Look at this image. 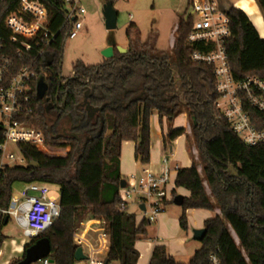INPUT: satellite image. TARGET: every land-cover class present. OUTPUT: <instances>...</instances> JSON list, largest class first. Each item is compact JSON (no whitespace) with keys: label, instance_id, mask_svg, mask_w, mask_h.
Returning <instances> with one entry per match:
<instances>
[{"label":"trees","instance_id":"trees-1","mask_svg":"<svg viewBox=\"0 0 264 264\" xmlns=\"http://www.w3.org/2000/svg\"><path fill=\"white\" fill-rule=\"evenodd\" d=\"M20 1L6 0L4 13L14 10ZM36 1L48 11V28L55 36L45 50L54 60L47 66L36 48L18 58L16 70L31 65L37 73L32 110L25 121L44 131L47 146H20L29 164L38 166L5 170L0 179V208L8 207L15 182L56 184L60 187V217L34 240H49L51 264L75 263L78 246L74 235L88 218L99 222L109 236V263L137 264L140 253L136 244L147 236L150 222L138 221L135 214L118 207L121 181L126 179L121 174L122 145L133 141L136 160L148 165L152 115L157 113L160 122L166 119L171 123L186 112L200 163L193 161L190 167L177 169L176 187L190 193L181 206L180 226L188 229V209L217 208L220 214L205 221L207 233L189 262H178L165 245L156 244L149 264H210L213 253L222 264H264V144L243 143L216 107L213 66L191 59V53L199 48L187 39L191 11L181 15L170 53L155 55L150 46L138 50L130 45L128 52L121 54L115 47L112 58L95 65L78 60L74 74L64 77L63 51L71 30L70 24L64 25L65 0ZM187 2L191 8L193 0ZM256 2L264 20V0ZM228 15L231 34L227 54L233 77L264 79V38L242 9L231 6ZM134 28L131 24L127 29L130 41ZM114 43L110 38L109 44ZM40 78L48 84L44 99L37 96ZM248 110L254 125L264 129V115L254 108ZM184 134V127L170 126L165 145ZM5 217L0 212V254L7 239Z\"/></svg>","mask_w":264,"mask_h":264},{"label":"built area","instance_id":"built-area-1","mask_svg":"<svg viewBox=\"0 0 264 264\" xmlns=\"http://www.w3.org/2000/svg\"><path fill=\"white\" fill-rule=\"evenodd\" d=\"M5 3L6 0H0V179L9 167L29 166L20 150L21 145L46 149L44 131L25 121L32 110V85L37 73L31 65L16 68L18 58L36 48H40V54L46 58L45 47L55 36L48 28V11L43 3L21 0L6 14ZM65 6L64 25L70 24L69 38H75L82 29V18L87 12L81 0H65ZM191 14L193 21L187 39L191 45L199 47L191 53V59L213 66L218 95L216 107L243 143L248 146L264 144V129L254 125L248 110L254 108L264 115V79L247 76L236 80L233 77L227 54L231 30L225 4L216 0H193ZM11 145L17 148L18 154L11 151ZM170 183L167 168L157 172L144 166L141 172H134L126 178V186L120 189L118 207L127 211L132 194L137 193L140 205L145 206L143 219L156 222L165 211L166 203L173 198ZM0 212L13 217L22 228V254L26 244L32 243L60 217V197L51 193L48 183H27L19 193L12 192L8 207L0 208ZM98 236L97 246L91 239L82 237L80 232L74 235L76 245L82 247L85 255L74 264H109V236L104 231ZM39 262L51 264L48 257ZM209 262L222 264L217 253L210 255Z\"/></svg>","mask_w":264,"mask_h":264},{"label":"rangeland","instance_id":"rangeland-1","mask_svg":"<svg viewBox=\"0 0 264 264\" xmlns=\"http://www.w3.org/2000/svg\"><path fill=\"white\" fill-rule=\"evenodd\" d=\"M216 1L221 4L224 3V0ZM225 1L230 6L235 2L240 4L239 0ZM106 2V0H81V5L86 9L87 13L82 18V29L79 31L77 37L66 40L62 61V75L64 77H69L74 74L73 66L78 60H82L87 65L102 63L105 59L103 50L109 46L108 42L110 38H113L114 42L125 48L132 45L135 49L145 50L143 45H148L147 49H149V46L153 48L155 55L162 52L169 53L171 51L174 26L179 22L181 15L186 10L187 13L191 11V8L188 7L187 0H113V7L118 12V20L115 29L107 30L103 16V7ZM257 16L261 17V14ZM131 24H134L135 28L130 41L127 36V29ZM258 28L260 34L264 37V27L260 25ZM50 118H53V114L50 115ZM188 128L191 130L189 125ZM187 145L190 154H193V152L195 154L192 156L196 157L198 155V163H200L194 141L192 139L188 140ZM10 149L18 154L17 148L14 145H11ZM169 165L174 167L175 162L170 160ZM26 185L27 183L23 181L15 182L13 192L19 193ZM49 187L51 193L56 198H59L60 187L56 184H49ZM139 204L140 199L138 194L133 193L127 212L142 216L143 211L140 209ZM181 210V207L174 203L166 206V210L163 213L172 221L169 226L170 229L183 230L178 225L177 220ZM156 227V223H150L149 233H154ZM189 231L191 234L193 228L190 227ZM3 232L7 239L1 249L0 264H9L22 257L21 252L18 253L14 249L18 245H21L24 240L23 230L16 220L11 217L8 224L4 227ZM102 232L103 230L99 222L88 218L85 220L80 234L82 237L86 236V239H91L98 246L99 236L97 233ZM92 233H96L97 235L92 236ZM33 264L41 263L36 262ZM109 264L118 263L111 262Z\"/></svg>","mask_w":264,"mask_h":264},{"label":"crops","instance_id":"crops-1","mask_svg":"<svg viewBox=\"0 0 264 264\" xmlns=\"http://www.w3.org/2000/svg\"><path fill=\"white\" fill-rule=\"evenodd\" d=\"M239 1L240 4L235 2L231 6H235L239 9H242L248 15V17L250 18V20L252 21V23L255 25L256 29L259 32L258 26L262 25L264 27V20H263L262 12L256 0H239ZM223 2L224 4H227L225 0ZM259 14H261V17L257 16ZM177 27H178V22L173 28L171 51L174 46V42H175L174 34L175 31L177 30ZM260 36L264 38L261 34ZM108 45H110L109 42ZM113 46H119V44L115 42ZM143 46L147 47L148 45L146 46L143 45ZM188 125L191 128L190 120L186 112L179 115L171 123L170 122L168 123L166 119H163L162 122H160V118L157 113L152 115L150 120L151 159H150V163L146 166L150 167L151 169L157 172H160L165 168H167L170 171V178L172 183V184L170 183L171 184L170 186L172 187V196H173L172 200L176 195H183L184 197H188L190 195V193L185 189L176 187L175 180L177 176V169L180 167H190L193 161H196L198 163V155L196 157L192 156L195 155L194 152L193 154H190L188 149V145H187L188 140L192 139L193 141L192 132L191 130H189ZM170 126H172L173 128L184 127L186 129V134L178 137L172 143H168L165 145L164 136L167 134ZM170 160H173L175 162L174 167L169 165ZM143 167L144 166L140 165L135 158V143L133 141L124 142L122 145V153H121L122 176L127 178L130 174L134 172L139 173L141 172ZM197 167L199 172L201 170L200 173H202L201 165L198 164ZM204 184L208 195H210L211 197L210 189L209 187H207L208 185L206 184V182ZM172 200L168 201L166 203V206L169 205L170 203H173ZM139 207H141L140 204ZM128 208H129V204H128ZM182 212L183 211L181 210L177 219L179 226H180V218L182 216ZM218 213H220V210L217 208L214 211H208L204 209H188L186 211V216L188 219L187 230H181L175 228L170 229L169 226L172 221L164 213H161L158 216L157 221L153 222L157 224L155 232L149 233V227H148L147 236L141 239L140 241H138V243L136 244V247L140 253L137 264H149L152 251L156 244L165 245L167 247L168 253L174 256L178 262H182V263L189 262L193 257L194 253L196 252V250H198L202 245L200 241L194 240L193 231L195 229L204 228L205 221L207 219L214 217ZM136 217L138 221H141L143 219V215L142 216L136 215ZM190 227L193 228L191 234L189 231ZM95 234L92 233L91 235L95 236ZM21 246L22 244L18 245L14 250L20 253Z\"/></svg>","mask_w":264,"mask_h":264},{"label":"water","instance_id":"water-1","mask_svg":"<svg viewBox=\"0 0 264 264\" xmlns=\"http://www.w3.org/2000/svg\"><path fill=\"white\" fill-rule=\"evenodd\" d=\"M227 10L230 9L229 4H225ZM103 16H104V21H105V26L107 30H113L116 28L117 25V20H118V12L114 9L113 3L111 1H107L103 7ZM115 47L121 54H125L128 52V49L122 46H113L109 45L103 50V55L106 59H110L114 56L115 53ZM54 60V55L53 54H47L46 56V65L49 66ZM48 90V84L45 81L44 78H40L38 83H37V96L40 99H43ZM88 109L90 110V106H88ZM95 111V110H93ZM38 166L36 162H31L29 164L30 168H34ZM126 186V179H123L121 181V188H124ZM185 197L183 195H176L173 199V203L182 206L184 202ZM141 210L145 209L144 205H141L140 207ZM9 217H5V224L8 223ZM207 233L206 228H200V229H195L193 231V238L194 240L197 241H202ZM51 253V246L50 242L47 238H39L38 240L26 244L24 246V251L22 253V257L20 261L17 264H33L36 262H39L40 260L47 258ZM85 258V255L83 253L82 247H78L75 252V260H82Z\"/></svg>","mask_w":264,"mask_h":264},{"label":"flooded vegetation","instance_id":"flooded-vegetation-1","mask_svg":"<svg viewBox=\"0 0 264 264\" xmlns=\"http://www.w3.org/2000/svg\"><path fill=\"white\" fill-rule=\"evenodd\" d=\"M44 98H46V96H45ZM44 98H43V99H44ZM47 100H48V99H47Z\"/></svg>","mask_w":264,"mask_h":264}]
</instances>
